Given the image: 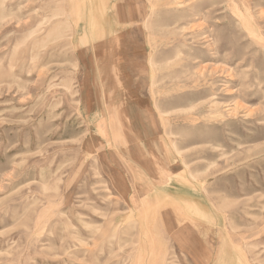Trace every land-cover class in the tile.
<instances>
[{"label":"rangeland","instance_id":"rangeland-1","mask_svg":"<svg viewBox=\"0 0 264 264\" xmlns=\"http://www.w3.org/2000/svg\"><path fill=\"white\" fill-rule=\"evenodd\" d=\"M122 2L0 0V264H204L202 234L208 264H264V0ZM112 31L137 67L90 113ZM131 109L138 141L114 147L99 123Z\"/></svg>","mask_w":264,"mask_h":264},{"label":"crops","instance_id":"crops-1","mask_svg":"<svg viewBox=\"0 0 264 264\" xmlns=\"http://www.w3.org/2000/svg\"><path fill=\"white\" fill-rule=\"evenodd\" d=\"M123 1L124 2L126 1V2L123 3L121 0L122 3L116 6L115 8L116 14L117 13L118 15L123 14L126 16L127 19L132 20L134 18L135 13L137 12L136 6L133 5L132 0H123ZM103 6H104V2H103ZM113 15L115 16V13H113ZM107 31H108V27L107 29L106 28L104 29L102 26L100 34L103 37L105 35L106 36L105 38L110 39L108 38L109 36H108ZM112 38H114V32L112 33ZM100 44L101 45L97 47V53L99 56L98 64L96 65V68L92 70L91 72L87 69V74L84 77V81H83V86H84L83 99L86 104V108L89 109L90 113L94 110V102H96V99L98 96V79H100V81L102 82L104 78L108 77L107 79L108 85L109 86L115 85V87L117 88L118 86L121 85V83L123 82L125 78L122 79L120 82L115 80L113 75L111 74V70L124 68V66L127 65L129 70L131 69L132 71H134L135 67H137L135 61H136V55L138 54L136 53V51H134L135 53L133 51L129 52L130 58L132 59V57H134V60L132 59L133 60L132 63L129 62L128 64H126V62L123 63L120 61V58H121L120 56L118 57L114 56L112 58L110 57V53L112 52L109 48L112 46H110L109 43L103 44L102 42ZM132 66L134 67L133 69H132ZM129 93L132 94L133 92L129 91ZM139 108H141V105ZM141 122L142 121L138 118L136 112L133 109H131L127 111L126 115L123 111L118 110L115 112L112 118L110 117L108 120L106 121L104 120L103 123L100 122L99 125L103 133H106L107 130H110V132L113 133L114 138H112L113 139L112 141L114 142V147H117V146H124L123 144L125 143V140L128 142L138 141V134L142 131L141 127H143ZM147 143L149 145L146 144V147L142 146L139 149L141 154H145L147 155L148 158H150L151 164H148V166H146V171L150 172L151 175H154L153 170H152V168H154L157 171V175L155 174V177H159L160 175H162L161 183L167 182L164 179V175H166V173H163V169H162L163 166L160 165L159 161L157 160V157H155L157 155L155 150L151 148V145L149 142ZM121 175H122L123 181L125 182L124 174L122 173ZM157 185L161 186L160 184H157ZM145 187L148 188L146 189L147 191L145 190L147 193H150L149 189L156 188L155 186L151 185V183L148 180L146 181ZM123 188H125L124 194H126L127 196V191H129V187L126 185H122V189ZM154 192L156 193L159 191L154 189ZM176 192L177 193H174L175 196L174 195L173 196L178 197V198H175L177 202H178V199H180L181 201H183L184 199H189V197L187 198V193L186 192L183 193L181 189L176 190ZM186 204L194 205V203L190 202L189 200L186 201ZM194 208H197V206ZM204 241H205V236L203 234L202 236L195 237V239L192 240V246H195L193 249L195 257L191 253L190 254L195 258L196 261L199 260L203 262L204 264H208L210 260V252H208L207 249L205 248Z\"/></svg>","mask_w":264,"mask_h":264},{"label":"bare ground","instance_id":"bare-ground-1","mask_svg":"<svg viewBox=\"0 0 264 264\" xmlns=\"http://www.w3.org/2000/svg\"><path fill=\"white\" fill-rule=\"evenodd\" d=\"M113 32H114V42H113V44L118 45V47H119V48L117 47V49L115 50L114 55L118 57L125 50L126 46H125V42L124 41H123L124 42V46H123V44H122V47L119 45V44H121L122 37H120L119 34H116L115 31H112L111 33H113Z\"/></svg>","mask_w":264,"mask_h":264}]
</instances>
